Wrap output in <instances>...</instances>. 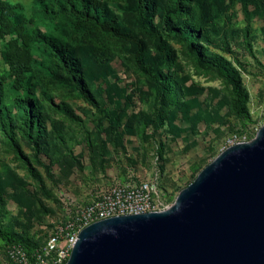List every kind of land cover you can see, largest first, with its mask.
<instances>
[{
    "label": "rangeland",
    "instance_id": "obj_1",
    "mask_svg": "<svg viewBox=\"0 0 264 264\" xmlns=\"http://www.w3.org/2000/svg\"><path fill=\"white\" fill-rule=\"evenodd\" d=\"M94 1L0 0V231L32 249L119 185L171 206L264 122V0Z\"/></svg>",
    "mask_w": 264,
    "mask_h": 264
},
{
    "label": "water",
    "instance_id": "obj_2",
    "mask_svg": "<svg viewBox=\"0 0 264 264\" xmlns=\"http://www.w3.org/2000/svg\"><path fill=\"white\" fill-rule=\"evenodd\" d=\"M66 264H264V122L167 209L83 228Z\"/></svg>",
    "mask_w": 264,
    "mask_h": 264
},
{
    "label": "built area",
    "instance_id": "obj_3",
    "mask_svg": "<svg viewBox=\"0 0 264 264\" xmlns=\"http://www.w3.org/2000/svg\"><path fill=\"white\" fill-rule=\"evenodd\" d=\"M243 142H230L228 147ZM168 207L157 184L150 179L119 185L94 196L71 222L57 228L41 248L28 250L20 244H9L7 257L11 264H66L79 232L91 223L114 216L159 212Z\"/></svg>",
    "mask_w": 264,
    "mask_h": 264
},
{
    "label": "trees",
    "instance_id": "obj_4",
    "mask_svg": "<svg viewBox=\"0 0 264 264\" xmlns=\"http://www.w3.org/2000/svg\"><path fill=\"white\" fill-rule=\"evenodd\" d=\"M81 1H84L85 3H88V4H91L95 7H101V5L99 3H96L94 0H81ZM136 2V4L138 5V8L140 9L141 13L144 12V9H145V3L143 0H134ZM2 7H4L3 4H1ZM176 9V8H175ZM77 13V11H74ZM86 15L85 12H83L81 15ZM4 27H5V32L8 31V27H9V23L7 21H2ZM8 24V25H7ZM100 27L104 30V31H107V32H112L107 26H105V24H101ZM36 36L38 38H41L47 45H49L50 47H56V44L54 43V41L51 39V38H48L42 34H40L39 32L36 33ZM18 63L17 66L19 67L20 71L23 72L24 69L27 68L26 66V62H27V59H26V56L20 54L18 55ZM58 58H59V61L63 64H66V57L65 55L61 52L59 55H58ZM77 73H73L72 72V78L73 80L76 82L78 81V78H77ZM29 102H26V108H29ZM0 238H2L3 240H6L9 244H20V245H23L25 246L28 250H31L32 248L30 246H28L26 243H23L21 240H18L16 238H14L13 236H11L10 234L8 233H3L0 231Z\"/></svg>",
    "mask_w": 264,
    "mask_h": 264
}]
</instances>
